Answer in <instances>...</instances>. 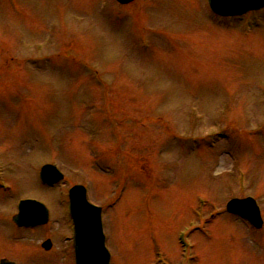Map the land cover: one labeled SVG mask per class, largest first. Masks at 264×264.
<instances>
[{"label": "rangeland", "instance_id": "374dc122", "mask_svg": "<svg viewBox=\"0 0 264 264\" xmlns=\"http://www.w3.org/2000/svg\"><path fill=\"white\" fill-rule=\"evenodd\" d=\"M45 164L64 175L50 189ZM0 184V261L74 264L65 197L80 184L105 211L110 264H264V226L224 210L253 197L264 222V10L0 0ZM21 200L48 226L17 228Z\"/></svg>", "mask_w": 264, "mask_h": 264}, {"label": "water", "instance_id": "95a60500", "mask_svg": "<svg viewBox=\"0 0 264 264\" xmlns=\"http://www.w3.org/2000/svg\"><path fill=\"white\" fill-rule=\"evenodd\" d=\"M128 4L134 0H117ZM211 10L220 16H238L246 12L264 8V0H208ZM44 184L53 185L62 180V175L52 166H44L40 172ZM70 214L74 223V252L76 264H108L109 256L104 249L101 232L100 209L89 205L85 199V190L75 186L69 191ZM226 210L247 219L254 227L261 228L259 210L251 199L232 200ZM19 227H33L47 222V212L34 201H25L19 205V213L13 218ZM43 248L48 250L47 241ZM0 264H13L1 261Z\"/></svg>", "mask_w": 264, "mask_h": 264}]
</instances>
